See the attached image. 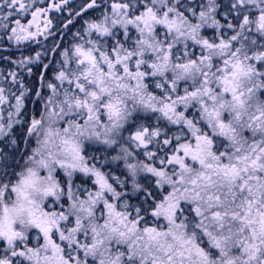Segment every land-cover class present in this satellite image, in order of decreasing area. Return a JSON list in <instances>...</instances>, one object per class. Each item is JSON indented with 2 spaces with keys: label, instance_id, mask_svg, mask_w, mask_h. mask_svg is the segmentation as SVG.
I'll return each mask as SVG.
<instances>
[{
  "label": "snow or ice",
  "instance_id": "1",
  "mask_svg": "<svg viewBox=\"0 0 264 264\" xmlns=\"http://www.w3.org/2000/svg\"><path fill=\"white\" fill-rule=\"evenodd\" d=\"M0 264H264V0H0Z\"/></svg>",
  "mask_w": 264,
  "mask_h": 264
},
{
  "label": "flooded vegetation",
  "instance_id": "2",
  "mask_svg": "<svg viewBox=\"0 0 264 264\" xmlns=\"http://www.w3.org/2000/svg\"><path fill=\"white\" fill-rule=\"evenodd\" d=\"M67 13L65 12V15H66ZM54 16H58L59 14H53ZM54 23H59V20L58 19H54ZM52 43V39L51 38H49V40L47 41V42H45V44H48V45H50ZM34 47H35V49L37 50V51H42L43 49H42V47L41 46H36V45H34ZM33 55H34V53H33ZM51 57L49 56V57H46L45 58V62H47V60L48 59H50ZM27 80H28V82L29 83H32L33 82V80H34V78L33 77H27L26 78ZM28 103H30V105H31V107L33 108L34 107V105L31 103V102H26V105L28 104ZM32 112V111H31ZM31 112H30V114H31ZM28 118H29V116H28ZM27 118V119H28ZM23 119H26V117H24ZM22 124H23V126H22V129H23V132H24V123L22 122Z\"/></svg>",
  "mask_w": 264,
  "mask_h": 264
},
{
  "label": "trees",
  "instance_id": "3",
  "mask_svg": "<svg viewBox=\"0 0 264 264\" xmlns=\"http://www.w3.org/2000/svg\"><path fill=\"white\" fill-rule=\"evenodd\" d=\"M74 2H78V3H79V0H74ZM26 108H27V111H28V114H29V117H30V112L33 110L34 107L32 108L31 105H30V103H28V104L26 105ZM27 118H28V116H26V119H27ZM22 126H23L22 123L16 125V134H17V135H22V134H23ZM24 128H25V126H24ZM21 147H23V145H21Z\"/></svg>",
  "mask_w": 264,
  "mask_h": 264
},
{
  "label": "bare ground",
  "instance_id": "4",
  "mask_svg": "<svg viewBox=\"0 0 264 264\" xmlns=\"http://www.w3.org/2000/svg\"><path fill=\"white\" fill-rule=\"evenodd\" d=\"M75 3H78V2H75Z\"/></svg>",
  "mask_w": 264,
  "mask_h": 264
}]
</instances>
